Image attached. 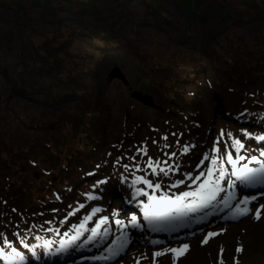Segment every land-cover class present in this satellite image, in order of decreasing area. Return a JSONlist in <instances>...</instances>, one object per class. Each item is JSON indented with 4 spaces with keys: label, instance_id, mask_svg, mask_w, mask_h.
I'll return each mask as SVG.
<instances>
[{
    "label": "rangeland",
    "instance_id": "obj_1",
    "mask_svg": "<svg viewBox=\"0 0 264 264\" xmlns=\"http://www.w3.org/2000/svg\"><path fill=\"white\" fill-rule=\"evenodd\" d=\"M256 96L264 100V0H0V217L79 185L78 166L92 168L105 153L133 167L143 145L161 151V133L175 148L198 132L195 152H223L229 133L240 139L250 127L245 99ZM187 117L192 132L178 127ZM221 228L208 244L200 232L182 263L218 264L224 246V264H264V214L213 229ZM129 234L126 263L113 264L142 254L152 264L144 248L157 245ZM169 254L162 264H174Z\"/></svg>",
    "mask_w": 264,
    "mask_h": 264
},
{
    "label": "snow or ice",
    "instance_id": "obj_2",
    "mask_svg": "<svg viewBox=\"0 0 264 264\" xmlns=\"http://www.w3.org/2000/svg\"><path fill=\"white\" fill-rule=\"evenodd\" d=\"M223 135V133H222ZM245 136L250 137V134L245 132ZM231 140V149L235 151L236 155L233 156L232 150H225L224 156L219 155L220 148L217 146L214 148V152L217 155L203 157L204 161H209L210 167L206 171H200L198 175L193 176L191 173L185 174V179L173 180L169 184H164L165 178L170 179L172 174L180 171V166L178 163H169L168 160L160 161L153 160L151 157L145 163V168L141 169L139 165H135V171H144L145 175H135L134 179L131 181L133 186L144 185V188L136 187L134 196H144L147 198V202L140 201V207L142 209V219L145 222L141 224L140 219L135 215H131L128 222L122 219H115V225L119 231V235H116L111 228L109 223V217L102 216L96 222L95 226L91 229L87 227V224L92 221L102 210L99 207H94L91 212L83 216L81 223L78 225H72V235L68 232L64 233L65 237L68 239H62L60 241V251H67L69 247H83L85 243L96 244L99 241H105L110 236H115V239L109 244L105 250L104 254L96 255L90 259L94 261L109 262L117 257L123 255L127 250L128 246L132 243L127 229L131 228L133 230H143L145 227L150 229L152 232H162V231H177V226L187 227L186 221H191L196 224H203L208 217L214 214V212L206 211L208 209L224 211L228 210L224 219L229 221H239L244 217L251 216L255 220L259 221L262 219V214H264V203H260L254 209L250 207L257 197L243 196L237 198L236 194L230 189L235 187V181H239L249 187H256L258 185L264 186V151L260 153V157L248 158L241 154L242 150L245 149L244 143L237 138H233L231 133L228 134ZM167 140V137H163ZM256 140L264 142V135L255 137ZM219 143V142H217ZM165 147H168L165 145ZM194 147V146H191ZM190 151V146L185 145L182 150V154H187ZM138 153L144 156L148 155L146 147H141L138 149ZM168 155V153H165ZM176 153L170 154L169 159L176 157ZM242 161H246L241 163ZM226 164L230 166L231 172H229ZM250 164L258 165V167H250ZM203 165L201 164V167ZM125 169L128 170L129 166L124 165ZM150 170V172H149ZM154 176L157 178L155 182L147 178V176ZM226 178L229 179L228 187L222 186V182ZM188 181L192 185H195L193 190L183 191L180 194H169L172 189H177L182 185H185ZM104 183V181H101ZM148 190H151V194ZM156 193H160L157 195ZM225 193L224 197L220 194ZM59 199V196H57ZM88 200H97L98 196L89 194L87 196ZM235 202V204L233 203ZM84 204H80L76 210H74L70 215H75L77 211L83 209ZM203 213V215L196 216V214ZM195 217V219H194ZM51 223V222H48ZM107 225V227H103ZM103 229V230H102ZM49 231H55L59 234V229H48ZM89 233L85 240H82L84 233ZM221 232L209 231L205 234V239L202 240V244H208L209 240L215 236L221 235ZM18 236L19 233H16ZM4 239V244L11 249L10 253L5 252L4 247H0V260L6 262V264H23L24 256L17 251L15 247L7 240ZM40 240V237H36ZM20 243L24 248H28L29 245L24 243L21 239ZM52 241L45 240L43 246L51 247ZM152 245H159L163 243L160 240H151ZM189 249L187 243L182 244L180 247L164 248L163 250H157L153 253V264H155L156 258L163 256L168 253H172L174 257V264L180 256L186 254ZM223 247L220 250V257L218 259V264H224L223 260ZM243 246L237 247V252H243ZM136 264H141V260L148 259L146 255H141L134 258ZM234 264H239V260L234 258Z\"/></svg>",
    "mask_w": 264,
    "mask_h": 264
},
{
    "label": "trees",
    "instance_id": "obj_3",
    "mask_svg": "<svg viewBox=\"0 0 264 264\" xmlns=\"http://www.w3.org/2000/svg\"><path fill=\"white\" fill-rule=\"evenodd\" d=\"M198 13H199V11H198ZM197 13V14H198ZM198 16V15H197ZM101 28H103V27H101ZM104 29V28H103ZM206 28H205V26H203V28L202 29H200V30H202V31H204ZM107 35L105 36V37H103V38H110V39H112V35H111V33H109V32H105ZM92 34V33H91ZM94 34H96L97 36H98V33H94ZM100 36V35H99ZM96 37V36H95ZM212 49H214V47H212L211 45H210V47H204V50H206V51H210V50H212ZM214 51H216V50H214ZM219 56H221V55H219ZM5 72H7V71H5ZM229 76H230V78L231 79H235V76L232 74V73H229ZM12 88L14 89V90H16L17 92H20V93H24V87H21L18 83H16V82H14L13 81V85H12ZM22 90V91H21ZM98 93V92H97Z\"/></svg>",
    "mask_w": 264,
    "mask_h": 264
},
{
    "label": "water",
    "instance_id": "obj_4",
    "mask_svg": "<svg viewBox=\"0 0 264 264\" xmlns=\"http://www.w3.org/2000/svg\"><path fill=\"white\" fill-rule=\"evenodd\" d=\"M261 198H263V199H264V197H261ZM261 198H260V200H261ZM131 245H133V243H132V244H130V247H131Z\"/></svg>",
    "mask_w": 264,
    "mask_h": 264
}]
</instances>
